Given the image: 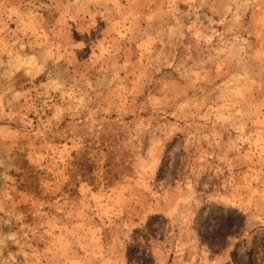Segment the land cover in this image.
Wrapping results in <instances>:
<instances>
[{
  "label": "rangeland",
  "instance_id": "rangeland-1",
  "mask_svg": "<svg viewBox=\"0 0 264 264\" xmlns=\"http://www.w3.org/2000/svg\"><path fill=\"white\" fill-rule=\"evenodd\" d=\"M0 264H264V0H0Z\"/></svg>",
  "mask_w": 264,
  "mask_h": 264
},
{
  "label": "trees",
  "instance_id": "trees-1",
  "mask_svg": "<svg viewBox=\"0 0 264 264\" xmlns=\"http://www.w3.org/2000/svg\"><path fill=\"white\" fill-rule=\"evenodd\" d=\"M196 224L200 228L204 227V231H202L201 229H199L198 231L202 239L206 240L207 238L211 237L213 240H215L217 236L219 240H222L227 236H231L239 231L243 224V218L236 213V210H224L221 207L210 204L205 205L200 209L196 216ZM150 225L151 221L146 224L145 228L149 229ZM132 239H136V243L133 246L137 248L139 246V242L137 241V234ZM129 247L130 246H128L127 250V258L128 260H132V247ZM139 256H141L139 257L140 262L144 261L145 258L148 257V255H146L145 249L141 250Z\"/></svg>",
  "mask_w": 264,
  "mask_h": 264
}]
</instances>
